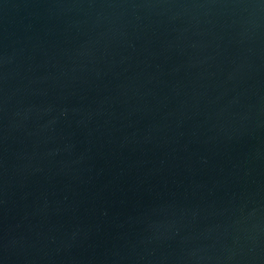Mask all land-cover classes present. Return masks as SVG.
<instances>
[{
  "label": "water",
  "instance_id": "95a60500",
  "mask_svg": "<svg viewBox=\"0 0 264 264\" xmlns=\"http://www.w3.org/2000/svg\"><path fill=\"white\" fill-rule=\"evenodd\" d=\"M0 264H264V0H0Z\"/></svg>",
  "mask_w": 264,
  "mask_h": 264
}]
</instances>
